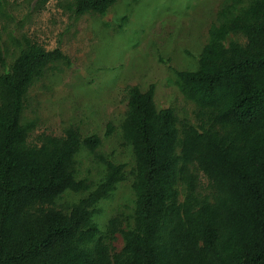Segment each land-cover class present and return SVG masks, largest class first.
Segmentation results:
<instances>
[{
  "label": "trees",
  "instance_id": "trees-1",
  "mask_svg": "<svg viewBox=\"0 0 264 264\" xmlns=\"http://www.w3.org/2000/svg\"><path fill=\"white\" fill-rule=\"evenodd\" d=\"M116 2L65 7L78 19ZM0 65V264H264V0H222L197 68H171L196 105L194 123L159 109L155 84L128 86L120 127L135 160L134 198L105 231L94 216L127 180L126 163L98 154V134L70 125L31 140L35 124L23 121L31 87L70 57L25 37L7 64L0 36ZM114 130L108 123L107 135ZM84 148L106 167L96 185L78 177ZM68 190L85 195L58 204Z\"/></svg>",
  "mask_w": 264,
  "mask_h": 264
},
{
  "label": "rangeland",
  "instance_id": "rangeland-1",
  "mask_svg": "<svg viewBox=\"0 0 264 264\" xmlns=\"http://www.w3.org/2000/svg\"><path fill=\"white\" fill-rule=\"evenodd\" d=\"M71 1L47 0L40 7V0H4L0 36L7 64L18 55L25 37L50 50L60 46L70 57L71 66L48 70L31 87L23 121L35 124L31 140L42 132L63 135L70 125L83 136L98 134L102 139L98 154L126 163L127 180L98 204L100 211L94 216L105 231L118 211L131 212L134 198L135 160L131 148L123 144L120 127L128 86L146 90L155 84L157 107H171L194 123L196 105L173 83L171 68H197L222 0H117L106 15L88 13L78 19L65 7ZM235 39L243 41L240 36L229 37ZM108 123L115 127L109 135ZM77 160L79 178H88L93 185L102 180L106 167L95 154L84 148ZM84 195L68 190L58 204H72ZM115 246H123L120 235Z\"/></svg>",
  "mask_w": 264,
  "mask_h": 264
}]
</instances>
